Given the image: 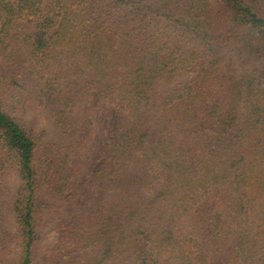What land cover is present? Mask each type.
Listing matches in <instances>:
<instances>
[{"label":"trees","instance_id":"16d2710c","mask_svg":"<svg viewBox=\"0 0 264 264\" xmlns=\"http://www.w3.org/2000/svg\"><path fill=\"white\" fill-rule=\"evenodd\" d=\"M37 261L264 264V0H0V264Z\"/></svg>","mask_w":264,"mask_h":264},{"label":"rangeland","instance_id":"374dc122","mask_svg":"<svg viewBox=\"0 0 264 264\" xmlns=\"http://www.w3.org/2000/svg\"><path fill=\"white\" fill-rule=\"evenodd\" d=\"M164 25L165 26H169L172 30H176V28H174V26H172L169 23H165ZM33 34H34L35 42L38 43L41 40V38H42V31L34 29L33 30ZM49 134H50V136H49V138H50L51 134H52V131H49ZM44 238H45V233H44ZM43 240H44V242H43V245H44L45 239H43ZM37 264H39V261H37Z\"/></svg>","mask_w":264,"mask_h":264}]
</instances>
